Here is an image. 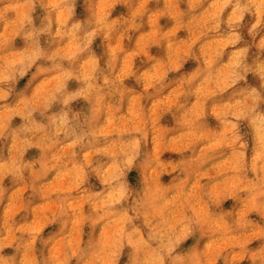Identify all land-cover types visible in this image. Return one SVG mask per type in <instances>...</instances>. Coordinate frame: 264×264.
<instances>
[{"label": "clouds", "instance_id": "obj_1", "mask_svg": "<svg viewBox=\"0 0 264 264\" xmlns=\"http://www.w3.org/2000/svg\"><path fill=\"white\" fill-rule=\"evenodd\" d=\"M0 264H264V0H0Z\"/></svg>", "mask_w": 264, "mask_h": 264}]
</instances>
